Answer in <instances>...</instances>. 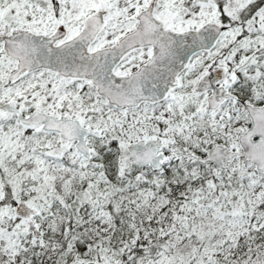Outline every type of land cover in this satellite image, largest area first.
Wrapping results in <instances>:
<instances>
[{"label":"snow or ice","instance_id":"1","mask_svg":"<svg viewBox=\"0 0 264 264\" xmlns=\"http://www.w3.org/2000/svg\"><path fill=\"white\" fill-rule=\"evenodd\" d=\"M0 264H264V0H0Z\"/></svg>","mask_w":264,"mask_h":264}]
</instances>
